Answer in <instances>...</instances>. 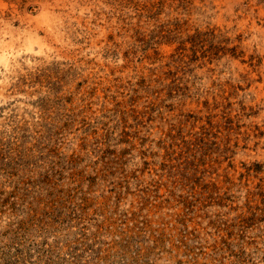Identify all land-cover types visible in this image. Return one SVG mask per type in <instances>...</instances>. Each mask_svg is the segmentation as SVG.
<instances>
[{
    "label": "rangeland",
    "instance_id": "374dc122",
    "mask_svg": "<svg viewBox=\"0 0 264 264\" xmlns=\"http://www.w3.org/2000/svg\"><path fill=\"white\" fill-rule=\"evenodd\" d=\"M0 264H264V0H0Z\"/></svg>",
    "mask_w": 264,
    "mask_h": 264
},
{
    "label": "bare ground",
    "instance_id": "6f19581e",
    "mask_svg": "<svg viewBox=\"0 0 264 264\" xmlns=\"http://www.w3.org/2000/svg\"><path fill=\"white\" fill-rule=\"evenodd\" d=\"M41 29V28H40Z\"/></svg>",
    "mask_w": 264,
    "mask_h": 264
}]
</instances>
